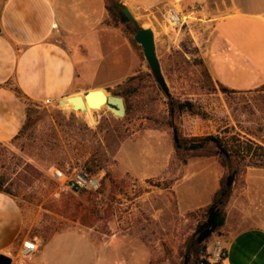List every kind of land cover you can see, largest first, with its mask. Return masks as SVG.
I'll use <instances>...</instances> for the list:
<instances>
[{"label": "rangeland", "instance_id": "obj_1", "mask_svg": "<svg viewBox=\"0 0 264 264\" xmlns=\"http://www.w3.org/2000/svg\"><path fill=\"white\" fill-rule=\"evenodd\" d=\"M169 2L176 3L187 16V25L172 30L164 17L156 24L136 19L143 27L156 32L157 56L170 96L156 82L145 60V69L135 78L105 91L107 94L119 91L125 96L127 112L124 115L105 104H84L83 108L79 106L82 104L80 98L73 95L78 93L68 94L60 103H38V118L34 124L17 138L0 143L3 188L17 200L31 234L38 235L41 240L44 233L77 229L87 232L96 242L113 243L110 250L115 264H192L197 257L192 243L206 219L201 208L207 204L181 209L172 186L177 179L190 174V180H183V184L193 187L199 195L197 198L205 193L207 182H212L217 189L220 177L228 171L218 155L209 156H213L211 158L219 167L209 166L204 172L198 171L195 162H198L197 157L207 159L208 156H195L186 163L174 157L164 174L145 180L127 174L114 177L111 172L114 162L107 169L115 182L106 179L95 191L65 190L62 182L53 178V170L58 168L69 173L74 167H83V162L75 163V157L68 164L63 161L65 156H74L75 147L81 145L104 152L115 160L120 143L117 136H136L146 127L162 131L151 135V144L156 148L157 169L161 168L159 161L167 147L173 149L174 129L178 140L180 137L186 144L196 137L216 134L229 140L240 136L264 143V87L223 92L214 81L209 82L197 61L201 59L196 51L201 41L200 20L194 13L187 12L190 5L186 0ZM197 2L196 9L203 4ZM119 25L131 34V30L134 32L132 23L131 26L121 22ZM169 35L175 40L171 49L184 51V55L176 58L174 69L164 56L168 51L167 43L161 41ZM175 81L184 85V89L175 87L172 83ZM172 98L191 99L195 109L204 115L186 110H175L171 114L169 101ZM139 142L137 139L127 144ZM123 155L128 163L136 162L132 152L127 153L125 149ZM189 161L193 163L186 165ZM238 161V173L225 202V225L223 229L219 228L222 232L250 225L264 226V166L253 165L247 159ZM104 173L101 169L96 176L100 179ZM142 194L144 196L138 197ZM92 204L98 206L100 216L82 221L75 210Z\"/></svg>", "mask_w": 264, "mask_h": 264}, {"label": "crops", "instance_id": "obj_2", "mask_svg": "<svg viewBox=\"0 0 264 264\" xmlns=\"http://www.w3.org/2000/svg\"><path fill=\"white\" fill-rule=\"evenodd\" d=\"M119 1L135 18L156 24L163 21L165 4L171 0ZM197 1L203 2L198 9L195 8ZM186 2L190 5L187 12L200 20L202 31L197 54L214 83L239 91L261 86L264 83V0ZM133 36L122 26L108 22L104 0H0V143L14 139L25 119L26 104L13 87L38 103L45 99L53 103L73 93L83 96L81 92L93 88L107 92L145 69L142 47ZM162 40L168 48L165 59L174 69L176 58L184 55V51L171 49L175 40L170 35ZM154 41L158 54L155 31ZM172 83L184 89L177 81ZM158 133L162 131L146 127L138 135L121 141L112 175L120 178L127 174L145 180L164 174L173 149L167 147L159 161L161 168L157 169L151 135ZM137 139L139 144H127ZM125 149L127 153L132 152L135 163L125 160ZM211 157L196 158L198 171L204 172L209 166L219 167ZM189 177L190 174L177 179L172 186L181 209L208 204L216 185L207 182L205 193L197 198L199 195L193 187L183 184ZM141 196L144 194L138 197ZM220 233L227 250L221 264H264V226L250 225ZM26 237L35 238L38 249L25 258L18 252ZM112 244L96 242L87 232L77 229L56 230L48 239L41 240L31 234L17 200L0 190V253L11 257V264H115L111 260Z\"/></svg>", "mask_w": 264, "mask_h": 264}, {"label": "trees", "instance_id": "obj_3", "mask_svg": "<svg viewBox=\"0 0 264 264\" xmlns=\"http://www.w3.org/2000/svg\"><path fill=\"white\" fill-rule=\"evenodd\" d=\"M105 7L108 11V22L112 25H119V23H125L131 26V22L125 16L122 11L123 4L119 0H104ZM132 35L134 32L131 30ZM197 51V50H196ZM198 63L203 67L202 72L205 78L213 83V80L201 59L197 60ZM137 72L133 76H130L126 81H129L135 78L138 73ZM218 87L223 92H235L239 90L228 88L222 84H218ZM264 87V83L259 86ZM257 87V88H259ZM16 94L22 98L26 104V112L25 119L22 125V128L18 132V134L14 137L17 138L21 135L28 127H31L34 124L38 115L36 114L38 106V102L31 101L27 97H25L21 91L13 87ZM114 95H120L125 100V96L119 91H112ZM195 104L191 99H184L182 101L175 100L172 98L169 101V111L172 114L173 111H189L194 114L204 115L203 112L197 111L195 109ZM127 112V108L125 107V113ZM226 131V130H225ZM119 142L125 139V136H117ZM119 143V145H120ZM118 145V147H119ZM82 146V147H81ZM80 147H75L77 150L72 152L74 156H65L63 159L64 163L68 164L71 162V159L75 157V163L81 161L83 162V167L88 170L92 174H97V172L101 169L105 170L104 175L99 179L100 185L103 186L106 179L109 182H115V178L110 175L108 165L115 162V160L106 156L104 152H98L97 149L88 148L86 145H81ZM117 147V149H118ZM116 149V150H117ZM174 153L172 154V158L179 159L182 163H186L188 159L195 156H209V155H218L219 161L223 166H226L228 171L224 173L220 179L217 189L214 191L211 201L201 208L206 219L202 223V227H199L197 236L192 243V247L194 248V253L197 256L196 260L192 264H209L206 259L202 257L207 250L208 241L214 232H220L219 228H221L226 221V211H225V202L229 197L231 192V186L233 181L235 180V176L238 173L239 167V159L246 160L249 163H252L256 166H264V143H259L251 138L241 139L240 136H233L231 140L225 138L224 135H206L201 137H196L189 144L183 142V140L179 137L178 141L174 140L173 143ZM52 150V147L49 148V151ZM52 154V153H51ZM171 158V159H172ZM3 180L0 179V190L5 191L10 194L9 190L3 188ZM78 191H86L85 189ZM101 191V190H98ZM100 209L96 204H92L91 206L85 207L82 210L78 208L75 210L76 213L81 215L82 221H86L92 216H100ZM53 233V231L44 233L42 235L43 239L46 240ZM200 256V257H199ZM199 257V259H198Z\"/></svg>", "mask_w": 264, "mask_h": 264}, {"label": "built area", "instance_id": "obj_4", "mask_svg": "<svg viewBox=\"0 0 264 264\" xmlns=\"http://www.w3.org/2000/svg\"><path fill=\"white\" fill-rule=\"evenodd\" d=\"M163 17L172 30L181 28L187 25L186 15L178 7L176 3L168 2L165 4ZM43 103H51L49 99H45ZM54 179L62 182L65 190L78 191V190H92L95 191L99 188L100 182L96 174L90 173L82 166L74 167L69 173H65L61 169L55 168L52 172ZM38 249L36 239L33 237L23 238L21 247L19 249V256L29 257ZM227 250L225 246V238L220 232H214L208 241L206 253L202 256L209 264H221L226 257ZM203 264V261H201Z\"/></svg>", "mask_w": 264, "mask_h": 264}, {"label": "water", "instance_id": "obj_5", "mask_svg": "<svg viewBox=\"0 0 264 264\" xmlns=\"http://www.w3.org/2000/svg\"><path fill=\"white\" fill-rule=\"evenodd\" d=\"M121 9L125 14V16L128 18V20L133 24L134 27L133 38L142 47L144 58L147 61L148 66L150 67L155 77L156 82L165 91V93L168 96H170L168 86L162 74L160 61L155 50L154 31L149 27H143L126 5H123ZM73 95H75L77 98L82 99V97L79 94H73ZM83 96L88 104H91L93 106H98L99 104L104 103L106 106L116 111L119 115L125 114V102L123 97L120 95H114V94L106 95L102 92L100 88H93L87 90L83 94ZM62 98L58 99L57 101L60 103ZM79 106L85 108L84 103H82ZM174 140L178 141V137L176 135L175 129H174ZM200 227H202V224L200 225ZM11 262H12V258L10 256L0 253V264H11Z\"/></svg>", "mask_w": 264, "mask_h": 264}, {"label": "bare ground", "instance_id": "obj_6", "mask_svg": "<svg viewBox=\"0 0 264 264\" xmlns=\"http://www.w3.org/2000/svg\"><path fill=\"white\" fill-rule=\"evenodd\" d=\"M101 90H102V89H101ZM102 92H103L104 94L107 95V93H106L104 90H102ZM81 97H82V99L80 98L81 102L87 105L88 103H87V101L85 100L84 96H81ZM101 104H104V103H101ZM90 105H91V104H90Z\"/></svg>", "mask_w": 264, "mask_h": 264}]
</instances>
